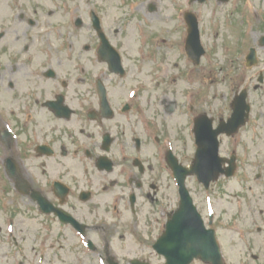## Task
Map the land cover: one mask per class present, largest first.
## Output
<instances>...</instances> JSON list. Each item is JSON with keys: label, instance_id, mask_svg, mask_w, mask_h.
<instances>
[{"label": "flooded vegetation", "instance_id": "flooded-vegetation-1", "mask_svg": "<svg viewBox=\"0 0 264 264\" xmlns=\"http://www.w3.org/2000/svg\"><path fill=\"white\" fill-rule=\"evenodd\" d=\"M137 1L0 0V264H25L29 249L39 264H154L142 251L154 253L156 225L163 229L174 210L169 185L179 204L171 164H201L199 152L213 149L214 138L212 168L223 175L208 189L194 179L199 204L209 196L212 206V214L200 212L203 224L225 264H264V0H176V47L189 67L177 76H211L230 90L210 102L192 91L170 100L155 72L135 76L129 90L127 32L141 44L139 63L157 52L150 61L158 71L165 59L159 45L153 51L160 41L148 24L157 6ZM189 18L198 65L185 47ZM126 216L120 228L130 244L120 234L114 248L107 220ZM224 246L245 254L233 258ZM124 250L133 256L119 259Z\"/></svg>", "mask_w": 264, "mask_h": 264}, {"label": "rangeland", "instance_id": "rangeland-1", "mask_svg": "<svg viewBox=\"0 0 264 264\" xmlns=\"http://www.w3.org/2000/svg\"><path fill=\"white\" fill-rule=\"evenodd\" d=\"M136 2V4H138L139 2L137 0H133ZM144 2L143 7H148V5H152L151 3L156 4L158 11L156 13H152V16H150V21H148V24L152 26V32H154L155 37L157 38V40H159L161 42L155 43L154 40L153 42L155 43L153 48L157 45L160 46V48H162L161 52L158 53L160 57H165V59H161L158 61V63L162 64V67L158 66V71L155 70V65L152 61L150 60H156V49L154 48L153 51H155L156 53L154 54L153 58L149 57V60L146 61H141V63L138 62L137 58H136V49L138 48V45L141 46L140 43H138L137 38L135 36V31L134 30H130L129 32H127L126 35H124V41L122 44V50H124V58L126 61V72H128V76H130V78H126L125 81L130 83V88L129 90L132 89V93L135 92V80H137L140 77H144V76H154L153 73L155 72V77L157 81H159L161 83V81L163 83H165L163 85V88L166 87L165 89H169L170 92H172V94H168V98L170 100H175L176 102H182V94L183 92H189L192 91V93L197 96L198 100H204V101H208L210 102L211 100L214 99H221L222 96L229 98L230 96V90H228V88L224 87L223 85H219V80L213 81L214 79L211 78V76H197L196 78H184L181 76H177V73H188L189 67L186 64V62H184L183 58L180 57V53L178 52L177 49V44H178V40H179V36L176 33V29L175 27L178 26L176 25L175 22V8L177 6V3H179V1L176 3V0H142ZM185 4L188 5V0H184ZM125 9H127V7H125ZM143 9V8H142ZM143 13V12H142ZM142 13H137L138 15V21H140L141 19H145V17H143ZM64 15V9L60 10V9H56V17L59 16V22L63 21L62 18ZM136 15V16H137ZM151 30V29H150ZM133 33V38H132V34ZM164 41V42H163ZM171 46V49L169 48ZM148 49V53L151 52V48H147ZM159 51V50H157ZM159 57V58H160ZM212 61V60H211ZM209 61L207 62V68L208 70L206 71H210L209 70ZM141 68V76L138 75V73H140V71H138L137 69ZM191 72H198L196 70L193 69V71ZM161 73L163 75L168 76V78H165L164 80H162ZM157 75V76H156ZM196 75V74H194ZM135 76H138L135 77ZM171 76V77H170ZM173 76H175V79H173ZM216 78V77H215ZM171 79L173 82H171ZM190 79V80H188ZM139 81V80H138ZM151 81V80H150ZM149 81V82H150ZM148 88L146 86L143 87V92H142V96H144L145 94V89ZM160 88V86H159ZM138 89V88H137ZM128 90V91H129ZM166 95V97H167ZM130 96V95H129ZM159 97H162V94H160ZM131 99V96H130ZM180 124L184 125V121H182L181 119H179L178 121V125H179V131H178V135L181 136L182 138L183 136V130L181 129L182 125L180 126ZM171 183V182H170ZM169 192H170V201L168 202L169 208L172 210L174 209V206L177 204L176 203V194L174 192V189L172 187V185L168 186ZM187 189L188 191L191 193L192 198H194V202L197 204V207L199 208V212L204 213L206 216L208 215V209L211 207L210 200H209V196L204 197L203 204H199V193H201V190L198 185L195 183L194 180H189L187 183ZM158 203L155 204L159 205V208L162 207L160 198H162V193L159 192V194L157 195ZM152 208H154V205H152ZM151 211V209H146V211ZM128 218V216L123 217V219L121 221H114L111 219H108L107 222H109V224H114L115 226L110 227V232L112 233V235L115 237L114 242H115V246L114 248L118 247V241L120 240L118 238V236L121 235H125V239L126 236H128V232L125 231L124 228H120V225L124 223V220L126 221ZM162 221L160 224L156 225L157 228L159 229L157 231V235L159 236L162 230ZM130 231L132 232V227H130ZM142 228V227H141ZM32 235H35L34 233H31ZM139 238H141V232L138 234ZM142 239V238H141ZM131 240V239H130ZM134 240H136V238L134 237ZM124 245H129L130 242L127 239L126 241L124 240ZM151 245L153 244L150 243ZM149 244V245H150ZM229 247V246H228ZM225 249H227V246H224ZM144 249V248H143ZM245 250L244 249H240L238 250H224V254H231L233 256V258H239L240 256H242L241 253H243ZM142 258L149 260L151 262V260L153 261L154 264H164V261L161 260L159 257L154 256L153 254L150 256L149 255V251L144 249V251H142ZM245 254V252L243 253ZM129 256H133L131 252L128 253L127 250H124L122 252H120L118 258L122 259L123 257H129ZM33 256H31L30 260H25L27 264H34V262L36 260H34L33 262ZM35 259L38 257L37 255H35L34 257ZM32 259V260H31ZM127 258H125L126 260ZM24 261V260H23ZM193 264H200L199 262L193 263Z\"/></svg>", "mask_w": 264, "mask_h": 264}, {"label": "water", "instance_id": "water-1", "mask_svg": "<svg viewBox=\"0 0 264 264\" xmlns=\"http://www.w3.org/2000/svg\"><path fill=\"white\" fill-rule=\"evenodd\" d=\"M205 140L202 139L200 142ZM213 146V149L204 147L199 152L201 164L192 166L190 171L175 174L179 181L181 204L172 220L167 223V229L157 245L159 253L166 259V264H190L195 258H200L203 262L210 264H222L214 235L212 231L205 230L184 188L183 181L186 176L196 174L198 180L207 187L218 177L221 170L211 168L216 163L213 157L217 146L215 143Z\"/></svg>", "mask_w": 264, "mask_h": 264}]
</instances>
